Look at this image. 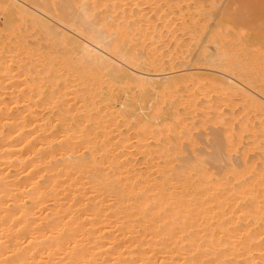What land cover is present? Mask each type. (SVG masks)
<instances>
[{"label":"bare ground","instance_id":"1","mask_svg":"<svg viewBox=\"0 0 264 264\" xmlns=\"http://www.w3.org/2000/svg\"><path fill=\"white\" fill-rule=\"evenodd\" d=\"M50 1L0 0L4 24L40 30L62 46L58 63L41 57L42 69L36 64L39 53L17 43L29 51L23 52L25 58L14 52L23 63L14 77L19 78L20 68L24 76L30 74L32 86L24 84L32 95L22 91L32 105L22 104L14 112L0 92V264H264V0L222 6L237 52L221 38L220 16L215 29L195 36L203 50L193 56L196 65L221 69V78L214 72L210 85H221L222 94L230 93L226 96L238 93L242 108L249 106L259 121V135L245 131L243 121V129L237 130L253 138L245 145L259 149V165L246 159L244 145L238 164H231V150L237 146L221 130V138L213 133L216 140L207 157L218 167L214 173L185 158L172 165L185 148L176 131V113L162 130L152 121L134 122L141 125H134L138 129L132 141L118 132L116 115L122 112L111 105L113 86L127 80L166 97L177 82L169 74L156 78L134 69L155 66L157 59L130 45L131 52L130 41L119 39L123 30H114L119 42L113 40L112 28L119 30L126 19L125 14L120 22L113 19V0H64L54 7ZM101 8L108 15L101 16ZM11 68L0 61L2 76ZM188 75L178 80L192 81ZM43 83L52 87L50 93L41 90ZM18 98L15 103L22 100ZM165 130L174 133L167 136ZM157 137L161 140L152 142Z\"/></svg>","mask_w":264,"mask_h":264},{"label":"rangeland","instance_id":"2","mask_svg":"<svg viewBox=\"0 0 264 264\" xmlns=\"http://www.w3.org/2000/svg\"><path fill=\"white\" fill-rule=\"evenodd\" d=\"M51 1H53L51 3V5H53V3H54V5H53V7H54V6H56V1H57L58 5H60L63 3L64 0H51ZM105 1L106 0H103V1L98 0V2H103V3ZM235 1L236 0H113L112 2L114 4H112V2H111V5H112V7H111V13L112 14L111 15L113 16L114 20L116 19V17H118L119 19L117 20V22H120L119 20H121V21L123 20L122 18L120 19V17L123 14H125V16H126V19H124V20L127 22L124 21L125 22L124 25H123L124 22H121L123 27H121L122 26L121 25L119 27L120 28L119 30L116 28L115 29L112 28L113 29L112 31L123 30L122 33L120 32L122 35L121 37H119V39L120 38L122 39V40L120 39V41L123 42V39H124V43L126 42V44H127V41L125 40V38H126L130 41L129 47L131 45L133 51H135L138 54L146 52L152 56H153L152 53H154L155 58L157 59V63H156L157 65H155V66L148 67V68L145 66H143V68L142 67H139V68L133 67V68L139 72H141V71L147 72V75H151V74L158 75L156 78L162 77L163 74H167V76L169 74V77L173 78L177 82L176 86L172 90L173 93L171 92L170 95L168 93H166L168 95V96L166 95V97H165L164 93L163 94L159 93L161 96L160 95L158 96L156 94L157 90H154V89L152 90L150 87H146L145 89H141L140 87H136V84H134L133 82L127 81V80H125V81L121 80V81H119L118 86L117 85L113 86L114 97H113V100L111 101V105L114 109H116V110L118 109L117 112H119V113L122 112V114H124V116H120L121 113L119 115L117 113V115H116V117H117V119H116L117 120V128H118V132L120 133L121 136L129 137L130 140H131V138L133 140V135L137 134L138 128L135 129L136 126L141 125V124L136 125L135 123L136 122L141 123L142 121L143 122L152 121V122H154L157 129L162 130L164 128L163 127L164 125H162L163 122L165 123V121L167 122L170 119H172L173 118L172 114L175 115V113H176L180 119V120H178L179 123L176 127L177 128L176 131L179 133V136L181 137L179 139L181 141L180 142L181 145H183V148L184 147L185 148L182 152H180L179 154L178 153L176 154L177 157H175V160L172 162L173 166L179 164L180 162L182 163L183 161H181V159L185 158L187 160L189 159L194 164L204 166L205 169H207L211 173L216 172L217 166L213 162H211V160L207 159V157H208V153L210 152V148L212 147L211 143L216 140V138L214 136L221 138V135L223 134V132L225 134L224 136L227 137V135H228L229 136L228 138L231 139L234 143H236L235 146L238 147V148L237 147L234 148L235 151L231 150V155H233V156H231L232 159L229 161V162H232L231 164H233V162H234V165L238 164L239 158L237 156H240L239 154H241L240 152H241L242 147L244 145L245 151H247V152L244 151L247 155L246 159H248V161L249 160L254 161V163L257 166L259 165L258 163H260L259 162L260 159L257 157L259 152L256 153L257 150H259V149H257V148L252 149L253 148L252 146H249V147L246 146V145H248L249 142H251L253 140V138L248 135V132H246L247 135H246V133H244V130L245 131L250 130V132H251V130L254 131L257 128L256 126H258L259 121H258L257 117L255 118V116H254V118H253L254 112L251 111V108L249 106L245 105L244 108H242L243 102H241V100L238 99V97H239L238 93L234 92L230 96L229 92L223 91V94H222V92H221L222 90L220 91V89H219L221 87V85L220 86L217 84L215 85V83H216L215 82L214 86H213V84H212L213 82L210 81L212 78L211 76H214V72H215V77H216V75L218 74V71L220 72L221 69H219V68L218 69L217 68L212 69V67L210 68L209 66H206V65L203 66L204 64L202 65L201 63H197V65H196L195 58L193 57V56L198 55L196 51L200 50L199 49L200 44L198 42L201 41V40L196 41L198 39L195 38V36H198V35L205 36L207 33L211 32V30L215 27V26L213 27V24H215L214 22L217 19H219L220 17H222L221 22H219V24L220 23L221 24L218 26V23L216 22L217 23L216 25L221 30V38H222V40L226 41V44H228L232 53L237 52L238 48L233 45L235 38H234V36L232 37V35L230 34V31L228 33V31H227L228 25H225L226 21L223 18L224 9L221 10L223 5L226 6L229 2L230 6H231V3L233 2V4H235ZM225 6H223V7H225ZM100 10H101V12L104 11L102 8L99 9V11ZM104 13H105V15H104ZM55 14H57V13H55ZM101 14H102L101 16H106V15H108V12L104 11ZM122 17L124 18V16H122ZM4 18H5V11L3 9V6L0 5V61L3 65H5V66H7V65L11 66L12 65V67L14 68V71L12 70L13 68H11V72H9V74H8V72H7V74L5 72H3L4 75L2 76L1 75L2 72L0 73V75H1L0 80L1 81L4 79V77H6V75L8 76V78L10 77L9 80L12 81V83H11L6 77L4 80H7V82L9 84L5 81L6 83L4 82V84H2L3 87L4 86L5 87L2 88V86H0L1 87L0 92H5L4 94L9 96L7 98V96L4 95V97L7 99L6 105L9 106V104H10L9 107H11L12 111H14L16 107H17V109H19V108H22L23 106H25V103H26V105H30L28 103H31V105H32V102H29V101L27 102V99H26L27 97L25 98V94L22 90H24L25 92L27 90V92H29V94H31V95L33 92V90H31V92H30L28 90L29 88H27L25 86V84H27V83H29L28 85L30 87L32 86L30 84L31 83L30 74L28 75V73H26L27 76H24L25 74L23 73V71H21V68H20L18 70V73H17L19 80L16 77V79H17V81H16V79L14 77L16 75L15 71H17L19 65L23 64L22 62H18L20 60H18L19 58L17 56H15V54L19 53L18 55L20 56V58H25V55L27 53H25V55H23V52L25 50L29 51V49H24V48H23L24 50L23 49L21 50L19 45H17V43L23 42V43H25V45L28 44L27 48L29 47V48H31V50L35 49L39 53V55H42V56H40V58L41 57H43V58L48 57V59L49 60L51 59V62H53L54 64L59 62V56L61 55L60 53L62 51L61 50L62 46L59 43L57 44L55 41L49 40L50 38H48L45 33L42 34L43 32L42 33L37 32L40 30L34 29V31H32V29H31V31H30L27 28H25V26L23 24H14V23H12L11 25L10 24H4L3 23ZM222 19L224 20L223 22H222ZM126 23L127 24L129 23L128 27H124L126 25ZM123 28H125V30H127V31L124 32L125 30ZM216 29H217V27H216ZM230 30H231V28H230ZM114 32H113L114 36H116L117 39H113V40L118 41L119 40L118 35H115L116 31H114ZM127 32L130 33V34H128L129 37H126ZM34 33H36L37 35H35ZM136 34L138 36H136ZM112 38H115V37H112ZM52 43H54V44H52ZM35 45H36V48H35ZM208 45H211V48L213 46L210 43ZM129 47H127V48L129 49ZM131 47H130V50H131ZM204 48H205V46H204ZM18 49H19V52H18ZM63 50H64V48H63ZM36 51L34 53H37ZM202 51L203 50L201 49L200 50L201 54H202ZM14 52H15V54H14ZM131 52H132V50H131ZM20 53H21V55H20ZM189 53H190V55H189ZM113 54H115V53H113ZM186 54H187V56H186ZM201 54L199 53V58L201 57ZM27 55H26V57H27ZM39 55L37 58L38 63H36V64H39V61H41L43 63L42 58L39 60ZM24 60H27V59H24ZM24 62L27 63V61H24ZM20 63H22V64H20ZM41 64L38 65V68H39V66H40V68L42 67ZM43 65H45V63ZM127 66L131 67V65H127ZM127 66H126V68H128ZM44 67L45 66H43L42 69ZM130 67L128 68V70L130 69ZM153 67H154V69H152ZM201 67H203V68H201ZM203 69H206V71ZM190 70H191V73H189ZM129 71L134 72V70H131V69ZM195 71H196V73H195ZM211 71H213V72H211ZM19 72H22V73H19ZM185 73H186V75L190 74L188 76L192 77L193 83H190L192 81H190V82L187 81L186 82L187 84L186 83L183 84V83H181V80H178L180 78V76L184 75ZM207 73L209 75H207ZM227 73L231 77H233L234 79L238 80L239 81L238 83H241V84L244 83L241 79L237 78L236 75H234L235 73L234 72L232 73L231 70H230V72L228 71ZM21 74H23L24 77ZM32 74L33 73H31V75ZM221 74L222 73H219L217 78H221ZM194 75H196V76L198 75V76L195 77ZM205 75H207L206 79H204ZM219 75H220V77H219ZM223 75H222V77L225 76V75L224 76ZM34 76H35V74L32 75V77H34ZM208 76H209V78H208ZM37 77H38V75H37ZM35 78H36V76H35ZM13 79H15V80H13ZM26 80H30V81L26 82ZM13 81H14V83H13ZM19 82H20V84H19ZM194 82H195V84H194ZM209 82H212L211 83L212 86L210 85ZM1 83H3V81ZM16 83H18V84L14 85ZM7 84L10 85V87H8ZM42 85L43 86H42L41 90L44 93H46V92L50 93V91H52V87L49 86L48 83L45 85L43 83ZM245 85H242V86L244 87ZM246 86H248V88H249V85H246ZM136 88H138V89H136ZM30 89H32V88H30ZM20 91H22L23 93ZM253 91H255V94L259 93L256 90H253ZM18 92H20L21 95ZM43 92H41L40 96H42ZM15 93H16V96H15ZM34 93H35V91H34ZM226 93H229L228 96H226L227 95ZM17 94H19L20 97L23 96V94H24V99H23V97H21L22 98L21 101L23 103H21L20 100H18L19 101L18 103H15V101L19 97V95H17ZM37 94L39 95V92H37ZM47 94H45V95H47ZM34 95H35V98H33L34 100L37 97H39L36 94H34ZM162 95H164V96H162ZM233 95H235V96H233ZM259 95L262 96L261 93ZM26 96H27V94H26ZM14 97H15V99H13ZM20 97L18 99H21ZM157 97H158V99H157ZM162 97L165 99H162ZM262 97L264 99V96H262ZM6 99H4L3 101L5 102ZM33 103H34V101H33ZM128 103H129V105H128ZM22 104H23V106H21ZM155 104H156V106H155ZM171 107H173V109H174L173 113H171L172 112ZM241 108H242V110H241ZM17 109H16V111H17ZM119 109H121V110H119ZM149 114L151 115V118H150ZM124 117H126L128 119L126 120V119H124ZM144 119H145V121H144ZM261 119L262 118L260 117L259 120L261 121ZM263 119H264V117H263ZM247 121L249 123L252 122L251 124L254 127H252L251 124H248ZM241 122H242L241 125L243 128H244L243 125H247V126L251 125L250 126L251 128L245 126L246 128H244V130L241 133H238L237 130L240 131V129L242 128L240 125ZM134 125H136V126H134ZM239 127H240V129H239ZM222 128H224V129L226 128V130H223ZM228 128H230V130H227ZM221 130L223 131L222 134L220 133ZM226 131H227V133H226ZM256 131H259V129L255 130L254 133ZM173 133L174 132L172 130H165V134L167 136H172ZM213 133H214V136H213ZM256 135H259V134H256ZM248 136L251 137L250 138L251 140H249ZM246 137H248V138H246ZM219 138H217V139H219ZM159 140H161L160 137L159 138L157 137L152 142L158 143ZM209 141H210V143H209ZM262 142L263 141H261L260 143H262ZM245 143H246V145H245ZM239 144H240V146H239ZM249 145H251V144L249 143ZM209 146H210V148H209ZM247 149H249V150H247ZM211 151H212V149H211ZM235 153H236V155H235ZM237 153H238V155H237ZM138 157L141 158L140 155H138V156L136 155L134 157L135 158L134 162L136 163L138 161V163H136V165H138L140 163L136 167L143 166V162L141 164L142 160H140ZM203 157L205 158V160H202ZM233 157H235V159ZM236 157L238 158V161H237ZM255 157L258 159H256ZM206 160H209L211 163L206 161ZM235 162H236V164H235ZM210 164H213L214 166L210 165Z\"/></svg>","mask_w":264,"mask_h":264}]
</instances>
